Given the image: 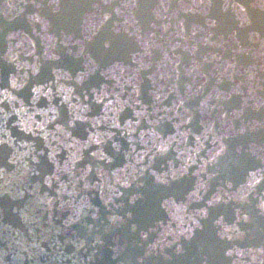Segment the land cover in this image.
I'll return each instance as SVG.
<instances>
[{
	"label": "water",
	"instance_id": "water-1",
	"mask_svg": "<svg viewBox=\"0 0 264 264\" xmlns=\"http://www.w3.org/2000/svg\"><path fill=\"white\" fill-rule=\"evenodd\" d=\"M262 204L264 0H0V264H264Z\"/></svg>",
	"mask_w": 264,
	"mask_h": 264
},
{
	"label": "snow or ice",
	"instance_id": "snow-or-ice-1",
	"mask_svg": "<svg viewBox=\"0 0 264 264\" xmlns=\"http://www.w3.org/2000/svg\"><path fill=\"white\" fill-rule=\"evenodd\" d=\"M105 19H108V17L107 16H105ZM106 47H107V45H105ZM12 87H16V84H15V81H13V83H12ZM36 91H39L38 89L36 90ZM80 117L79 116H77V119H79ZM3 143H7V141L5 140V141H3ZM224 151V147H223V145H221V147H220V152H218L216 155H220L222 152ZM38 164H39V161L37 162ZM262 207V206H261ZM206 214V213H205Z\"/></svg>",
	"mask_w": 264,
	"mask_h": 264
},
{
	"label": "clouds",
	"instance_id": "clouds-1",
	"mask_svg": "<svg viewBox=\"0 0 264 264\" xmlns=\"http://www.w3.org/2000/svg\"><path fill=\"white\" fill-rule=\"evenodd\" d=\"M261 206L264 207V204H262Z\"/></svg>",
	"mask_w": 264,
	"mask_h": 264
}]
</instances>
